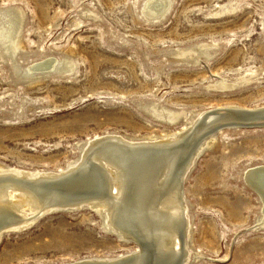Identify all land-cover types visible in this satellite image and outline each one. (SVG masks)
I'll list each match as a JSON object with an SVG mask.
<instances>
[{
    "label": "rangeland",
    "instance_id": "374dc122",
    "mask_svg": "<svg viewBox=\"0 0 264 264\" xmlns=\"http://www.w3.org/2000/svg\"><path fill=\"white\" fill-rule=\"evenodd\" d=\"M145 1L0 0L1 168L64 172L100 136L162 141L218 108L264 116V0H170L152 19ZM203 132L181 167L189 225L173 262L264 264V125ZM139 245L103 212L59 208L4 232L0 264L100 262Z\"/></svg>",
    "mask_w": 264,
    "mask_h": 264
},
{
    "label": "bare ground",
    "instance_id": "6f19581e",
    "mask_svg": "<svg viewBox=\"0 0 264 264\" xmlns=\"http://www.w3.org/2000/svg\"><path fill=\"white\" fill-rule=\"evenodd\" d=\"M169 3L146 0L144 13L151 19L163 15ZM229 108V113L210 114L207 123L198 121L183 134H172L162 141L138 142L117 133L100 136L86 144L80 160L64 172L0 167V237L59 208L87 207L103 212L109 230L137 240L142 248L134 257L128 254L117 260L83 264H174L180 245L178 231L189 225L187 206L180 194L187 172L180 176L181 167L187 160L188 147L205 131L206 124L212 125V120L264 118H252L244 109ZM210 139L213 137L203 144ZM192 159L193 155L188 166ZM258 170L262 171L254 175V186L264 199V165Z\"/></svg>",
    "mask_w": 264,
    "mask_h": 264
},
{
    "label": "water",
    "instance_id": "95a60500",
    "mask_svg": "<svg viewBox=\"0 0 264 264\" xmlns=\"http://www.w3.org/2000/svg\"><path fill=\"white\" fill-rule=\"evenodd\" d=\"M215 111L217 114L218 113H220V114L221 113H229L225 109H216ZM231 118H233V117H231ZM228 125L229 126L230 125L236 126V127H238V126H240V127H251V126L264 125V118L251 119L249 121H241V120H236V119H233V120L232 119H227V120H221L220 119V120H217L216 122L212 123V125H208L207 127H205V131H206L205 133H207L206 135L214 134L218 130V127H226ZM202 133H204V132H202ZM253 190L256 191V189H254V188H253Z\"/></svg>",
    "mask_w": 264,
    "mask_h": 264
}]
</instances>
